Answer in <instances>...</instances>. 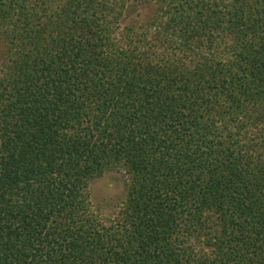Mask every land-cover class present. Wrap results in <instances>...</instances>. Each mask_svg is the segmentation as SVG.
Masks as SVG:
<instances>
[{
    "label": "trees",
    "instance_id": "obj_1",
    "mask_svg": "<svg viewBox=\"0 0 264 264\" xmlns=\"http://www.w3.org/2000/svg\"><path fill=\"white\" fill-rule=\"evenodd\" d=\"M131 1L0 0V264H264V0Z\"/></svg>",
    "mask_w": 264,
    "mask_h": 264
},
{
    "label": "rangeland",
    "instance_id": "obj_2",
    "mask_svg": "<svg viewBox=\"0 0 264 264\" xmlns=\"http://www.w3.org/2000/svg\"><path fill=\"white\" fill-rule=\"evenodd\" d=\"M131 9L126 19L144 20L150 13V5L131 1ZM126 175L123 170H113L94 179L89 187L90 203L93 213L100 218L113 219L121 209L126 195Z\"/></svg>",
    "mask_w": 264,
    "mask_h": 264
}]
</instances>
